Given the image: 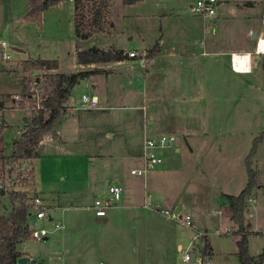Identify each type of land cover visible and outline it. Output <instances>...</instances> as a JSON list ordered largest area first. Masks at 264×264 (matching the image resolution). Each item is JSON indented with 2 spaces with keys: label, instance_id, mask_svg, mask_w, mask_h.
Returning a JSON list of instances; mask_svg holds the SVG:
<instances>
[{
  "label": "rangeland",
  "instance_id": "rangeland-1",
  "mask_svg": "<svg viewBox=\"0 0 264 264\" xmlns=\"http://www.w3.org/2000/svg\"><path fill=\"white\" fill-rule=\"evenodd\" d=\"M191 1L141 0L125 4L110 0L104 21L106 34H97L95 43L105 48L110 44L132 47L142 53L170 36L169 43L175 47L184 40L200 53L203 46L199 40L217 34L221 48L252 47L254 40L247 41L243 31L250 26L251 16L264 21V0H222L220 16L207 20L190 13ZM65 5L61 16L58 12L46 13L40 22L26 19L30 23L24 25L17 18L16 27L3 34L7 46H0V97L7 107L0 112V183L7 190H0V216L11 210L12 189L27 190L29 194L35 190L34 179L24 185L10 183L16 171L4 158L10 154L12 140L20 135L24 119L28 121L39 109L33 108L29 98L33 94L31 85H42L44 75L49 73L43 70L35 75L33 71L26 76V94L22 91L25 73L17 66L8 69L7 65L22 58L58 59L64 68L70 64L73 3L66 0ZM91 5L85 2L80 10L87 21L91 19ZM230 6L236 9L234 14L227 11ZM14 47L25 51L20 53ZM4 49L8 58L1 56ZM173 55L161 56L155 62L137 57L133 66H110L114 72L110 83L118 81L110 101L118 106L113 111L120 113L119 122L102 121L58 148H41L39 157L33 159L37 194L52 217L43 220L49 230L47 238H32L23 244L37 259L60 261L63 256L67 264H199L197 258L201 260L200 249L206 240L210 253L203 257L204 263L241 264L236 242L240 234L228 218L220 194H238L246 185V156L255 136L264 132V54L259 56L261 67L256 72L240 77L232 72L230 87L219 83L222 77L218 70H209V64L202 62V57L209 55H199L195 68L193 64L182 65L179 55ZM108 88L112 89L110 85ZM81 91L74 87L67 98L74 117L83 111L75 106ZM16 95L22 100L19 105L12 104ZM141 104L146 108L145 129L135 122ZM159 109L167 123L157 120L154 113ZM201 127L206 128V134L196 137ZM110 131L114 133L109 136ZM163 133L175 139L161 152L164 162L147 168L143 175L131 174L129 169L142 166L143 158L122 157L128 147L137 148L146 137ZM250 167L257 172L258 185L256 182L249 195L254 197L253 203L245 202L243 219L249 225L245 227L247 242L254 257L264 251V136ZM112 182L122 186V196L105 216L97 217L90 206L96 197L107 195L106 183ZM182 202L186 206L177 207ZM173 210L189 214L192 226L171 219L168 213ZM60 224L62 227L56 229ZM180 238L189 241L184 251L195 255L193 261H182L175 244Z\"/></svg>",
  "mask_w": 264,
  "mask_h": 264
},
{
  "label": "crops",
  "instance_id": "crops-1",
  "mask_svg": "<svg viewBox=\"0 0 264 264\" xmlns=\"http://www.w3.org/2000/svg\"><path fill=\"white\" fill-rule=\"evenodd\" d=\"M69 2L73 3V9H72V23H73V38L70 40L72 42V59L70 61V64L66 65L64 68V65L59 62L58 67L56 68V70H46L49 73H54V72H61L64 74H72L74 72H76L77 70H91L93 69V73H91L88 77L79 80L77 83L74 84V86L71 88V92L74 90V87H77L79 89H81V94L82 93H87L89 95H93L97 98L98 100V105L100 106L99 108H94L92 110H83L81 114L77 115L76 117L72 116L71 112H70V107L69 105H67V99L64 102V105L66 107V111L65 113L57 120V123L59 122V126L58 127H54L55 129V133L56 136L54 137L51 133H47L44 134L40 140V144L37 147V156L35 158L39 157V150L42 149H48V148H58L60 147L62 144H65L67 139H71V137H75V135H81L83 132L87 133V131H91L93 127L100 125V122L102 121H107V122H112L113 119H115V121L120 120V113L119 112H114V108H117V105H113V103H111V99H112V94H114L115 91V84L118 81H113L112 80V84L110 83V78L112 77V75L114 74V72H112V69L109 68L110 66L112 67V65L115 66H120L123 64H129V66H133L132 64L135 63L136 58L140 57V61H143V59H150L151 62H155L156 59H160L161 56H165L167 54H174L173 57H177L179 55V62L183 63L182 65H187V64H193L191 66H193V68H195L196 63L199 61L198 56H204V55H209L207 57H202L205 60H203L202 62L209 64V70L214 71V69L218 70V72L221 73V81L219 83H221V85H223L224 87H230V77L232 75V72L235 74L234 76L236 77H240L239 74H249V73H253L254 71L256 72L257 69H259L260 64H259V56L261 54H264V21L261 20L260 17L255 18L254 16L249 17L250 19V26H248L247 29H245L243 32H245L246 37H248L246 40H254V42H251V48H221L220 44H219V40L217 37V34H213V36H211L209 39H205V40H199L200 44L203 46L201 49V54L199 52H195L194 48H192L190 45H188L186 42H184V40H182L177 47H175L174 43H169L170 41V36L169 37H164L163 39H160V42H155L153 43L152 47H146L143 51H141L142 53H140V51L136 48H121V47H116L114 46V44H110L107 48L105 47H100L99 48L103 49V50H108V48H116V49H121L123 50V52L126 54V57L123 60H119V61H110L109 63H91V64H81L78 62L77 60V54H76V49L77 48H89L92 45H96L95 43V38L97 36V34H106L105 32L107 31L108 27L104 26V29L101 31H93L90 35V37L86 38V39H78L75 35H74V23H75V19H74V1L73 0H68ZM109 1V6H110V0ZM65 3L66 0H61L59 3L54 4V6L50 7L47 10H44L42 12V20H44V17L46 16V13H55L58 12V15L61 16L62 12H64V8H65ZM250 5H253V3H249ZM108 6V10L105 13V15L107 16V14L109 13V7ZM29 7V2H27V0H0V40H5L6 41V37L3 35L5 33V31L9 30L10 28H12V30L14 29L13 26L16 25L17 22V18L18 20L26 25L29 24L30 22H27L28 20H26L24 18V16H22L24 14V12L26 11L25 9H28ZM235 8L234 6H230L228 8V12L230 14H234L235 13ZM105 15H104V21H105ZM15 18V20H13ZM109 19V16H108ZM16 21V22H15ZM110 22V19H109ZM16 27V26H15ZM254 34V36H253ZM6 38V39H5ZM261 39L259 44L257 43L258 39ZM22 41V38H19V41ZM154 47L156 48V50L154 51V53H149L152 52L151 50L154 49ZM175 47V48H174ZM220 47V48H219ZM15 50H17L18 52H24V48L23 47H14ZM5 50V49H4ZM129 50H135L137 52H139V55L135 56V57H130L127 54V51ZM3 52V51H2ZM175 52V53H174ZM232 53H240V54H247L250 56V61H249V69H247V71H238L233 69V67H231L230 65V59H231V54ZM212 56V57H211ZM145 57V58H144ZM3 58V57H2ZM23 59V58H22ZM22 59L21 61H14L11 62L7 65V68L10 69L12 66H17L19 67L24 74V76H28L29 74H33L35 71L36 74L42 73L43 70H23L22 69ZM25 60V59H24ZM264 63V62H263ZM263 68V66H262ZM23 76V77H24ZM23 81V79H22ZM24 83V81H23ZM22 83V86H23ZM115 83V84H114ZM109 85L111 86L112 89L108 88ZM23 91V90H22ZM70 92V94H71ZM69 94V95H70ZM80 94V95H81ZM111 94V95H110ZM114 96V95H113ZM79 98V96H78ZM77 98V100H78ZM4 98L0 97V107L2 108V112L5 110V104L6 101L3 100ZM76 100V102H77ZM225 100V97H224ZM114 107V108H113ZM139 108V113H137L135 115L136 119V125H142V128L145 129V117H146V113H144L145 111V105L141 104V106H137ZM165 107V106H164ZM112 110V111H111ZM160 110V109H159ZM169 109H167L166 111H168ZM0 111V112H1ZM150 113V112H149ZM157 120L160 119L161 122H165L164 120V116H161V110L158 111V113H154ZM103 116H106L103 119ZM210 115L204 117V119L206 120ZM196 121L200 118L196 117L195 118ZM26 122V118L24 119V124ZM168 122V120H167ZM165 122V123H167ZM56 123V124H57ZM201 123V121H200ZM25 128V125L21 131V133L23 132ZM199 133L196 137H201L202 135L206 134V128H198ZM100 132V130H99ZM20 133V134H21ZM113 131H110V133L108 132V135L110 136L111 134H113ZM153 136V135H152ZM215 136H213L212 140H214ZM144 141L145 139H143L142 141L139 142V147H128L126 154L122 155L125 157H129L132 156L134 157V159L139 160V158L141 157V153L143 151V145H144ZM207 145L204 146L201 149V152L204 153V150L206 149ZM191 150V149H190ZM193 150V148H192ZM175 151L177 152V149H175ZM35 158H32L35 159ZM41 162L43 163V159H40ZM33 163V162H32ZM33 178L35 179V186H37L36 183V177H35V168L33 166ZM116 183V182H113ZM258 185V182L256 184V186ZM223 194H229L226 192H221V198L223 199V201L226 202V208L229 211L228 208V201L226 198H224ZM232 195V194H230ZM177 205V204H176ZM182 206H186L183 204V202L181 204H178L177 207H182ZM158 207V206H157ZM159 208V207H158ZM228 218H230V214L228 213ZM244 216V214H243ZM43 238H47L43 237ZM204 238V237H203ZM179 239V238H178ZM238 239V238H237ZM236 239V240H237ZM204 241V240H203ZM176 249L178 250V252H184V246L186 244V247L189 246V241L188 242H184L182 241V239L180 238V240H176ZM249 247V244H248ZM26 248V249H25ZM25 252L27 251V255L30 257H34L36 258L35 255H33L31 253V251L29 250L28 246L26 245L24 247ZM208 252V256H209ZM253 255V253L251 254ZM61 260H55V261H43L40 259H37L38 262H41L42 264H53V263H58V264H67L66 260L64 259L63 256H61ZM59 259V258H58Z\"/></svg>",
  "mask_w": 264,
  "mask_h": 264
},
{
  "label": "trees",
  "instance_id": "trees-1",
  "mask_svg": "<svg viewBox=\"0 0 264 264\" xmlns=\"http://www.w3.org/2000/svg\"><path fill=\"white\" fill-rule=\"evenodd\" d=\"M61 0H27L29 7L24 15L25 19L40 22L41 15L44 10L54 6ZM74 1V35L78 39H86L90 37L93 31H101L104 29V15L108 10V0H73ZM141 0H122L125 4H133ZM91 2L93 9L90 21H87L84 14L80 12L84 7V3ZM98 4V5H97ZM97 7L95 8V6ZM90 11V10H89ZM156 48L152 49L154 53ZM77 60L81 64L91 63H109L110 61L123 60L126 54L121 49L108 48L103 50L98 46L92 45L89 48L76 49ZM59 62L58 59H25L22 60L23 70H56ZM264 69V63L262 64ZM91 70H77L72 74H64L61 72H52L44 75L43 84L44 96L40 108L33 112V116L25 122L23 132L12 140V148L10 154L4 158L6 163L18 160L23 157L35 158L37 156V147L40 144L42 136L51 133L54 137L55 123L65 113L64 102L68 98L71 88L79 80L88 77ZM26 76L23 77L22 90L27 94ZM264 136V132L255 136L252 146L245 159L246 172L248 179L246 185L238 194H223L228 201L230 219L237 225V231L240 234L237 242V257L241 264H262L264 261V251L252 257L248 253L247 228L249 225L244 224L243 214L245 209L246 198L251 194L252 187L257 182V172L250 167L251 157L254 155L257 144ZM5 163V164H6ZM9 196L12 201V207L9 214L0 216V264H17V260L21 256H26L24 248L20 245L32 239L31 230H29V213H28V197L19 191H11ZM16 201V202H15ZM206 239V238H204ZM25 246V245H23ZM209 246L204 240V245L200 249V254L204 257L208 255ZM36 264H42L38 262Z\"/></svg>",
  "mask_w": 264,
  "mask_h": 264
},
{
  "label": "built area",
  "instance_id": "built-area-1",
  "mask_svg": "<svg viewBox=\"0 0 264 264\" xmlns=\"http://www.w3.org/2000/svg\"><path fill=\"white\" fill-rule=\"evenodd\" d=\"M224 2L222 0H192L189 3V11L193 16H200L204 20L207 19H213L216 17H219L222 13ZM260 38L258 39L257 43L259 44ZM0 46H7V41L0 40ZM127 54L130 57H135L139 55V52L135 50H129L127 51ZM246 54H240V53H232L231 59H230V65L233 67V69L238 71H247L246 65L247 61L244 59ZM1 56L3 58H8L9 55L3 50ZM241 57V58H240ZM243 58V59H242ZM31 90H33V94L30 95L29 98H32V102L34 104L33 108H40L42 99H43V91L41 85L38 83H34L30 87ZM23 96V95H22ZM21 97L20 96H13L12 97V104L19 105L21 103ZM25 104L26 101H23ZM76 108L81 110H92L94 108H99L98 100L95 96H91L87 93H82L77 102H76ZM3 108V106H2ZM0 107V111L2 110ZM4 109V108H3ZM175 139L170 134H159V135H153L146 137L143 145V151L141 153V157L143 158V164L140 167H132L129 169V172L131 174L135 175H143L147 168L153 167L154 165L161 164L164 162V157H162V150L164 148H168L173 145ZM33 160L30 157H23L18 160L10 161L11 163V169H14L16 171V178L10 180L11 184L20 183L25 184L26 181L31 182L33 178ZM9 168V169H10ZM3 175V174H2ZM35 180V179H34ZM35 190L33 193H28L27 190H18L22 191L23 194H25L28 197L27 203H28V213H29V230H31L32 238L34 239H43V237H46L49 233V230L46 229V227L43 225V220L52 219L51 215L47 212L48 208L46 204L41 200L39 195L37 194L36 186H34ZM107 188V195L103 198L96 197L93 204L90 206V208L95 211V215L97 217H103L107 214V209L112 206V203L114 201H117L122 196V186L117 183H106ZM0 190L6 191L7 186L3 183H0ZM11 191H14L13 189ZM247 202L253 203L254 197L248 196L246 198ZM155 207V206H153ZM166 211V210H165ZM167 213V211H166ZM169 217L171 219L177 220L182 225H191L192 221L189 214H184L181 212H175L174 210L170 213H168ZM62 227V224L56 225L55 228L58 229ZM249 253V248H248ZM250 254V253H249ZM251 255V254H250ZM181 259L182 261L190 260L191 253L189 251L181 252ZM195 259V255H194ZM199 261V264H210L209 261L206 260L204 263L203 257H201V260L197 258Z\"/></svg>",
  "mask_w": 264,
  "mask_h": 264
},
{
  "label": "water",
  "instance_id": "water-1",
  "mask_svg": "<svg viewBox=\"0 0 264 264\" xmlns=\"http://www.w3.org/2000/svg\"><path fill=\"white\" fill-rule=\"evenodd\" d=\"M253 36H254V34H253ZM190 260L191 261L194 260V254L193 253H191ZM36 263H37V259L34 257H30L28 255L21 256L17 260V264H36ZM53 264H58V263H53Z\"/></svg>",
  "mask_w": 264,
  "mask_h": 264
},
{
  "label": "bare ground",
  "instance_id": "bare-ground-1",
  "mask_svg": "<svg viewBox=\"0 0 264 264\" xmlns=\"http://www.w3.org/2000/svg\"><path fill=\"white\" fill-rule=\"evenodd\" d=\"M241 58V57H240ZM243 59V58H242ZM244 59L247 61V65L245 66L247 69H249L248 65H249V61H250V56L249 55H245ZM246 69V70H247Z\"/></svg>",
  "mask_w": 264,
  "mask_h": 264
}]
</instances>
